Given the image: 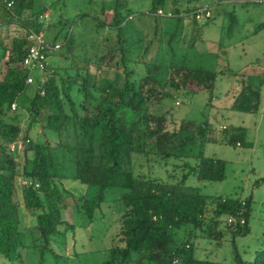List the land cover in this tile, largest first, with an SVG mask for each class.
<instances>
[{
  "label": "trees",
  "instance_id": "obj_1",
  "mask_svg": "<svg viewBox=\"0 0 264 264\" xmlns=\"http://www.w3.org/2000/svg\"><path fill=\"white\" fill-rule=\"evenodd\" d=\"M13 1L10 8L0 4V28L6 32L0 30V257L11 264L67 257L76 228L65 216L67 198L74 211L92 220L106 202V191L116 188L109 220L114 227L102 264H264L263 245L245 259L235 244L237 236L250 232V198L209 195L188 183L190 176L199 182L223 180L226 161L196 148L203 141L236 142L239 133L228 126L217 137L208 121L175 117L163 108L178 95L202 91L209 93V105L219 71L190 66L183 57L162 63L159 40L147 59L145 38L124 35L122 23L130 16L124 0H110L107 9L100 2L101 13L109 18L96 15L95 25L116 29L117 37L104 45L109 39L96 34L89 44L95 48L91 56L85 54L86 41L79 40L82 33L72 35L73 20L45 24L41 16L48 4ZM63 25L68 27L62 37L51 33ZM42 29L47 43L60 44L57 51L66 47L67 61L46 64L34 74L23 65L30 45L27 32ZM100 71L102 79L96 75ZM241 80L230 107L253 111L251 99L258 94L247 76ZM20 134L23 148L11 151L10 143ZM140 158L157 163L168 178L136 171ZM223 238L233 244L228 262L198 256L197 240L219 246Z\"/></svg>",
  "mask_w": 264,
  "mask_h": 264
},
{
  "label": "rangeland",
  "instance_id": "obj_2",
  "mask_svg": "<svg viewBox=\"0 0 264 264\" xmlns=\"http://www.w3.org/2000/svg\"><path fill=\"white\" fill-rule=\"evenodd\" d=\"M101 1H104L106 9L112 4L110 0H35V5H49L44 11L47 15L43 16L42 13L41 16L45 19V24L58 18L73 20L72 35L76 37L79 31L82 33L79 40L83 38L86 41L85 54L91 56L95 48L92 45L89 47V44L96 34H103L109 39L104 45L113 43L117 37L116 29L95 25L94 16L99 15L102 18L106 14L109 18L107 13L102 14L100 11ZM124 1L130 12V18H125L122 23L124 35L136 40L145 38L150 45L145 56L147 59L154 55L155 45L159 40L158 57L162 63L183 57L190 66L219 71L211 102L218 106L217 111L207 104L209 93L205 91L193 96L178 95L168 100L163 108L172 110L175 117L208 121L214 127L213 134L217 137L222 134L223 126H229L230 130L239 133L236 142L203 141L196 148L207 156L226 161L223 180L199 182L194 176H190L188 183L198 185L203 193L209 195L250 198V232L237 236L235 244L237 252L243 258L252 259L255 251L264 246V70L259 69V66L264 67V0H191L190 4L187 0ZM124 1L119 0L120 3ZM159 6L166 13L176 8L180 12L173 16L157 15L155 10ZM119 7L122 8V4ZM189 7L193 10L208 8L211 16L206 20L193 19L189 14L191 10H184ZM80 13L88 15L81 19L78 15ZM66 27L68 26L63 25L60 29L58 26L53 27L51 33H58L62 37ZM0 30L6 33L4 28ZM42 33H45L43 29ZM79 40L78 45L81 44ZM65 52L64 46L58 51L50 50L47 66H58L67 61ZM109 61L105 60V63ZM112 62L109 64L112 65ZM89 70L94 73L95 67L90 65ZM33 73L38 74L39 71L33 70ZM96 75L102 79L104 73L100 71ZM246 76L252 89L258 94L256 99H251L254 110L245 112L231 108L230 105L226 107V95L233 94L234 99L245 82L241 78ZM21 123L25 125L24 120ZM136 166L138 172L168 178L166 170L157 163L145 162L140 158ZM172 167L173 164H169L166 168L172 171ZM177 171L178 174L179 169ZM19 180L21 183V179ZM115 190L116 188L106 191V202L96 209L92 220L86 214L74 211L71 206L73 200L67 198L65 216L76 225L73 238L69 240L72 246L67 249V257L57 260L49 255L44 264H102L106 260V247L110 244L109 235L114 227L109 220L113 214L111 201L114 199ZM195 244L199 257L207 256L215 261L228 262L234 255L232 242L225 238L219 246L214 241L205 239L197 240ZM37 261L36 257H32L29 264ZM0 264L11 263L0 257Z\"/></svg>",
  "mask_w": 264,
  "mask_h": 264
},
{
  "label": "built area",
  "instance_id": "obj_3",
  "mask_svg": "<svg viewBox=\"0 0 264 264\" xmlns=\"http://www.w3.org/2000/svg\"><path fill=\"white\" fill-rule=\"evenodd\" d=\"M13 0H0V4H5L8 8L12 7ZM157 15H166V16H172L174 15L173 12L168 11L167 13L163 11V9L159 8L156 11ZM192 16H194L195 19H208L211 16V12L208 8L201 7L199 9L190 11ZM47 14L44 13L43 16H46ZM186 15V14H185ZM27 39L30 41V45L28 47V50L26 52V55L23 60V65L26 67L29 71L38 70L42 71L45 68V65L47 64V55L50 50H56L60 48V44L56 43L54 45H50L45 41L43 38L42 32H36L34 30H29L27 32ZM33 81V77L31 75H28L26 78L27 83H31ZM16 109V104H11V110ZM225 128V126H223ZM23 135L20 134L15 141L10 143V150L15 151L17 149L23 148ZM26 141H28L26 139ZM22 184H31L30 180L22 179ZM35 186H38V184L35 183ZM227 223H231L233 221L232 215H229L226 217ZM241 222H243V219H241Z\"/></svg>",
  "mask_w": 264,
  "mask_h": 264
},
{
  "label": "crops",
  "instance_id": "obj_4",
  "mask_svg": "<svg viewBox=\"0 0 264 264\" xmlns=\"http://www.w3.org/2000/svg\"><path fill=\"white\" fill-rule=\"evenodd\" d=\"M252 63V62H251ZM256 65H257V63H255ZM263 68V69H262ZM259 69L260 70H264V67H263V65L262 66H259ZM212 100H213V98H212ZM212 100H211V102H212ZM233 101V94H231V95H226V97H225V101H224V104L226 105V107H228L230 104H231V102ZM218 103H219V101H218ZM210 108H212V109H216L215 111H217L218 110V106H216V104H212V103H210Z\"/></svg>",
  "mask_w": 264,
  "mask_h": 264
}]
</instances>
